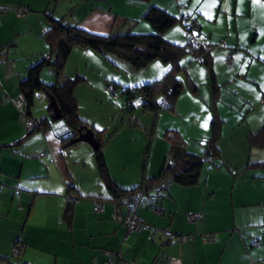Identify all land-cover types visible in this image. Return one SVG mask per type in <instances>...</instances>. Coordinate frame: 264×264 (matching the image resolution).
Listing matches in <instances>:
<instances>
[{
    "label": "crops",
    "instance_id": "1",
    "mask_svg": "<svg viewBox=\"0 0 264 264\" xmlns=\"http://www.w3.org/2000/svg\"><path fill=\"white\" fill-rule=\"evenodd\" d=\"M88 1L68 0L74 23L100 36L127 30L149 33L142 18L147 9L155 6L173 15L170 7L175 2L119 0L127 6L119 13L111 0L99 7ZM183 2L182 11H188L191 2ZM51 5V0H0V9L7 10L0 13V264H103L108 255L116 264H264V170L245 168L264 162V146L251 148L248 140L264 126V0H221L214 1L212 10L196 9L200 22L195 21L193 36L210 45L209 65L192 62L189 56L180 61L186 68L185 86L172 115L159 111L156 117L150 112L139 118L145 116L146 128L154 117L155 135L150 131L148 147L144 141L133 144L142 136L139 120L116 128L108 141L100 128L92 127L105 141L102 153L109 178L129 191L144 179L159 177L169 159V136L182 141L187 153L201 157L209 150L212 123H219L217 156L201 166L197 182L171 185L159 214L137 209V216L157 231L151 238L146 230L127 232L125 210L112 202L115 197L99 176L95 150L88 143L64 148L55 136L65 127L61 120L52 121L43 132L27 133L10 102L19 95L26 70L47 54L42 39L46 14L57 17L58 9V4ZM20 8L29 13L17 17ZM169 30L165 40L185 46L180 29L175 35ZM77 48L95 59L92 50ZM95 62L103 68L94 73L107 84L106 63ZM166 67L154 61L141 74L159 78ZM40 80L54 82L43 73ZM33 110L35 117L52 113L43 97ZM121 133L129 135L128 141L117 138ZM69 185L78 200L65 218ZM97 202L103 204L98 212ZM191 213H201L203 220L189 223L186 216ZM164 231L174 238L168 241ZM253 241L259 245L253 246ZM17 244L21 252L13 257L11 249Z\"/></svg>",
    "mask_w": 264,
    "mask_h": 264
},
{
    "label": "trees",
    "instance_id": "2",
    "mask_svg": "<svg viewBox=\"0 0 264 264\" xmlns=\"http://www.w3.org/2000/svg\"><path fill=\"white\" fill-rule=\"evenodd\" d=\"M60 1L61 0H51V6L57 5ZM73 9L74 7L69 8L67 14L58 18L51 13L46 14L48 27L45 29L42 39L45 44H47V54H44L37 63L26 70L25 78L19 86V95L27 106L26 116L35 122V128L27 132L29 134L43 132L46 125L51 124L52 121H57L52 113H49L48 116L43 115L41 119L35 117L33 114V107L35 101L38 100L35 97L36 93H40L43 98L47 99V96H51L54 99L59 109L61 116L60 120L63 121L65 126L60 131H69L68 134L59 138L64 148L73 145L72 141L77 137L78 132H84L88 129V126L78 115L77 103L74 95V89L76 84L79 83L80 77L71 80L63 76L64 66L74 47L87 48L96 52L103 57L107 64L113 67L118 68L119 64L122 63L127 65V68L123 70L125 79L128 81L125 85L120 84L121 82L118 80L108 81L106 84V88H113V97H115L114 93L119 90L117 98H122L124 100V106L122 108H124L123 110L127 114L138 108L143 111L152 112L155 117L159 111H171V113H173L175 102L184 89V78H186V68L180 65V61L184 57L189 56L192 62L209 65L210 45L206 41H198L196 37L193 36V32L198 27L195 21H189L187 19V23L183 25L188 41L187 44L182 47L167 42L163 37L166 31L172 28L177 22H181V20L155 6L149 7L142 17L150 26L151 32L144 34L137 33L133 30H127L122 33L112 32L107 36L92 34L80 28L78 23H74ZM5 10L0 9V12H7V10ZM17 10L19 9H16V11ZM21 10L26 12L25 15L29 13L26 8H22ZM190 38L195 42L194 47L192 46ZM220 48L225 49V45L222 44ZM154 61H159L167 66L164 74L159 78H145L141 72ZM44 67L49 68L50 72L56 77L53 83L46 84L40 80V74ZM141 78L143 80L137 81V79ZM211 85L213 90H215L214 81H211ZM191 89L194 90V87ZM163 99H165L168 104L167 109L159 107V103ZM261 102L263 103L264 100ZM218 126L219 123L216 121L212 123V137L208 142L209 150L201 157L187 153L182 141L175 139L176 137L174 136H169V159L162 167L159 177L153 180L144 179L136 188L129 191L119 189L109 178L102 153V147L105 141L101 139V133H96L94 129H91L98 144V148L94 151L98 173L105 183L106 188L115 197L112 202L118 205L123 197L132 195L137 190L141 189L148 195L152 196L155 194L157 197V204L161 207L160 201L163 196H166L171 185H194L197 182L201 166L204 163L212 162V160L207 161L209 157L212 158L213 155L217 156L215 143L218 135ZM248 140L251 148L261 149L264 146V126L256 133L249 135ZM247 167H258L264 170V162L250 163L245 166V168ZM161 182H165V186L158 192L154 191V187L158 186ZM71 189H73V187L69 185L67 196L70 194L69 192H71ZM118 190H120V193ZM74 197V201H77L78 198L76 196ZM74 201H66L67 208L64 213L65 218L69 217L70 205L74 203ZM145 208H147L150 213L155 214L150 211L148 207L145 206ZM202 220L203 216L200 221ZM165 232L168 231L162 232L163 236L166 237L168 241H171L174 237L168 238ZM252 245L258 246L259 242L253 241ZM15 246L20 245L17 244Z\"/></svg>",
    "mask_w": 264,
    "mask_h": 264
},
{
    "label": "rangeland",
    "instance_id": "3",
    "mask_svg": "<svg viewBox=\"0 0 264 264\" xmlns=\"http://www.w3.org/2000/svg\"><path fill=\"white\" fill-rule=\"evenodd\" d=\"M67 2L61 0L58 2V9L56 16L61 17L65 14H67L69 8H71V5ZM74 3L77 2V0H69ZM90 1V0H89ZM89 4L92 3L94 7H99L102 4H104V0H91ZM186 2H191V7H188V11H182L181 6H186V4L180 0V2L173 1L174 7H170V11L173 12V15L175 18L180 19L181 22H177L174 27H172L169 31L175 35L177 29L179 28L181 31V35L183 37V44H187V36L186 32L183 28V25L187 23V19L189 21H199L200 17L199 14L196 12V9H199L201 11L204 10H212V5L214 1L220 2L221 0H185ZM112 8L116 12H122V10H125L127 6H124L120 4L119 0H111ZM211 12V11H210ZM205 25V24H204ZM207 25V24H206ZM168 32H166L167 34ZM165 34V33H164ZM165 39V38H164ZM90 51V50H89ZM91 52V51H90ZM96 52H93L90 55H94L95 59L102 61L103 63H106V71L105 74L110 79L107 81H113L118 80L121 82L120 84L125 85L128 81L125 79V73H124V63L119 64L118 68L111 66L110 64H107V62L98 54H95ZM93 57L88 56L87 54H84L80 48H73L67 61L64 66V72L63 76L66 79H75L77 77H80L79 83L76 84L74 89V95L76 98L77 103V112L79 117L85 121L88 126V129L94 128H100L101 131L104 132L105 137L108 141V138L112 136L114 133V130L116 128H123V125L130 127V125H136L137 120L142 117V115H148L150 112H145L141 110L140 108L135 109L134 111H131L129 114H127L122 108L124 105V100L118 99L117 94L118 91H116L115 97L111 94V92L108 90V88L105 87L106 82H103L102 78H100L97 74L94 73V69L98 72H100L101 63L95 62ZM89 61L90 65L88 67H85L84 62ZM93 68V69H92ZM43 73V76H46L48 78H51L52 80H56V77L50 72L49 68L44 67L41 71ZM67 74H70V77L67 76ZM143 80L137 79V81ZM185 86V84H184ZM184 91V90H183ZM34 114H37V112H34ZM152 113V112H151ZM166 113V112H165ZM170 115H172L169 112ZM153 115V113H152ZM40 116V115H39ZM38 116V117H39ZM168 117H170L168 115ZM174 117V115H173ZM145 116H143V120H139V124L142 128H137L138 131H140L141 135L137 140H135V143L133 142L134 146H138L140 144V141H144L145 147H148L150 144L151 137L149 135L153 125H154V117L153 119L148 120L149 127L144 128L143 125L145 124L144 120ZM57 123V122H55ZM144 130H149L147 132V136L144 139L143 136H145ZM155 135V130L153 129L151 131V136L153 137ZM129 135L127 133H121L117 136V138L123 142L128 141ZM124 143V142H123ZM138 143V144H137ZM129 148L130 146L127 145ZM146 154V153H145ZM145 157L147 159V155H143L142 162H144Z\"/></svg>",
    "mask_w": 264,
    "mask_h": 264
},
{
    "label": "built area",
    "instance_id": "4",
    "mask_svg": "<svg viewBox=\"0 0 264 264\" xmlns=\"http://www.w3.org/2000/svg\"><path fill=\"white\" fill-rule=\"evenodd\" d=\"M2 12L4 11H1L0 13ZM15 13L17 17H23L26 14V12H24V10H21V9L17 10ZM191 43H192V46L194 47L195 42L193 39H191ZM108 90L113 95V88L109 87ZM35 97L37 99H41L42 96L40 93H36ZM10 102L13 104L18 114L23 119L26 131L29 132L30 130H33L35 128V122L32 119L27 118L26 116L27 106H26L25 101L22 99V97L18 95L16 99H11ZM159 107L163 109L168 108V104L165 99L161 100V102L159 103ZM41 118H43V115L38 117V119H41ZM68 133H69L68 130L61 131L56 135V138L59 139L60 137ZM210 160L211 158L209 157L207 161H210ZM164 186H165V182H161L158 184V186L154 187V191L158 192ZM74 199L75 197L71 194H69L66 197L67 202H72L74 201ZM119 204L125 210L126 215L124 216V224H125L127 232L130 233V232L146 230L149 233V238L154 236L157 233L156 229H153L147 226L142 219L137 217V214H136V211L139 207H145V206L148 207L149 210L154 212L155 214L161 213V207H159L157 204V197L155 194L151 196L145 193V191L139 189L134 194L123 197L121 201L119 202ZM102 207H103V204L101 202L95 203V211L97 212L100 211ZM186 219L189 223H196L202 219V214L201 213H191L186 216ZM165 233L167 234L168 238H172L173 235L171 233H168V232H165ZM11 253L13 256H17L20 253V246L12 247ZM104 264H115V261L113 260V258H111V256L108 255V259ZM171 264H180V261L173 260Z\"/></svg>",
    "mask_w": 264,
    "mask_h": 264
},
{
    "label": "water",
    "instance_id": "5",
    "mask_svg": "<svg viewBox=\"0 0 264 264\" xmlns=\"http://www.w3.org/2000/svg\"><path fill=\"white\" fill-rule=\"evenodd\" d=\"M47 100H48V106H49L50 111L52 112V115L57 120H60L61 116H60L59 109L54 99L51 96H47ZM78 142L88 143L94 150L98 148V144L95 139V136L90 129H86L84 132H78L77 137L72 141V143H78Z\"/></svg>",
    "mask_w": 264,
    "mask_h": 264
},
{
    "label": "clouds",
    "instance_id": "6",
    "mask_svg": "<svg viewBox=\"0 0 264 264\" xmlns=\"http://www.w3.org/2000/svg\"><path fill=\"white\" fill-rule=\"evenodd\" d=\"M41 98H42V97H41ZM38 100H40V99H38ZM39 117H40V116H39ZM23 123H24V122H23ZM24 127H25V125H24ZM25 130H26V128H25ZM60 132H61V131H60ZM57 134H58V133H57ZM57 134H56V135H57ZM56 135H55V136H56ZM56 139H57V138H56ZM58 140H59V139H58Z\"/></svg>",
    "mask_w": 264,
    "mask_h": 264
},
{
    "label": "bare ground",
    "instance_id": "7",
    "mask_svg": "<svg viewBox=\"0 0 264 264\" xmlns=\"http://www.w3.org/2000/svg\"><path fill=\"white\" fill-rule=\"evenodd\" d=\"M100 146V145H99Z\"/></svg>",
    "mask_w": 264,
    "mask_h": 264
}]
</instances>
